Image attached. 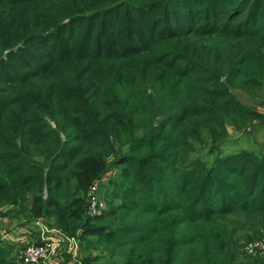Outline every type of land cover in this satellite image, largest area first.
<instances>
[{"label": "trees", "instance_id": "16d2710c", "mask_svg": "<svg viewBox=\"0 0 264 264\" xmlns=\"http://www.w3.org/2000/svg\"><path fill=\"white\" fill-rule=\"evenodd\" d=\"M234 89L264 90V0H0V208L103 233L81 244L105 264H264L246 249L264 238V156L221 155L260 116ZM110 171V207L86 218ZM6 244L0 264H20Z\"/></svg>", "mask_w": 264, "mask_h": 264}, {"label": "rangeland", "instance_id": "374dc122", "mask_svg": "<svg viewBox=\"0 0 264 264\" xmlns=\"http://www.w3.org/2000/svg\"><path fill=\"white\" fill-rule=\"evenodd\" d=\"M110 17V16H109ZM191 21V20H189ZM189 21H187L186 23H188ZM210 35V34H208ZM207 35V36H208ZM201 38L202 41L206 42V37ZM180 37H185L183 35H181ZM188 41V40H187ZM225 37H219L218 33H212L211 34V39L210 42L212 44H221L222 42L224 43ZM186 46L188 48H191L193 46V44L189 41L185 43ZM46 53V49H41L38 53ZM60 52V49H59ZM49 53L47 52V55ZM47 60V59H46ZM12 62L16 63V65L18 66V68H20L23 71H28L29 69L27 67H24L23 65L19 64L15 59L11 60ZM47 63L50 62V58H48V60L46 61ZM39 63H45V61H37L36 64ZM181 68H183L184 66H182L180 64ZM35 68V67H34ZM234 93L237 95V97L242 101V103H245L246 105L250 106L252 109H254L255 111H257V113L260 116H254V114H252L250 117H248V119H250L251 123H247L244 127L242 128H237V127H230L229 131H230V135L228 136V142L226 145L223 146L222 148V157L223 158H228V157H233L237 155L238 159H244L247 158V156L250 153H253V157L251 159H253L254 157H259L260 160L263 158L264 156V90L261 91V94H259V96L257 98L251 99L250 94L241 89H234L233 90ZM253 117V118H252ZM161 123H159L158 125H160ZM157 125V126H158ZM221 152V149L220 151ZM197 158L206 162L207 164L211 165L214 163V160L216 158V152L215 153H210L208 152L207 149H202L198 151ZM242 161V160H240ZM123 167H131L132 169H134V163L133 162H128L125 161ZM128 174H131V171L128 172ZM104 180V182H102V185H100L98 187V189L95 192V196L96 199L98 201L104 202L105 203V207L106 209H103V212L101 214H96V215H91L90 213V209H87V215L86 218L90 216V218H94V217H99L105 214V211L110 207V199H111V195H109L107 197V191L103 188L104 185H111V183H113V181H115L116 183H120L123 179V177L121 176V172H109L107 174H104L103 177L101 178ZM262 187V185L258 184V187L256 188V192L254 195H251L250 198L251 200H255L258 190ZM32 195V194H30ZM231 195V194H230ZM249 196V195H248ZM231 198V196H228L227 199H224L221 196H217L216 199H214L211 202H203L200 204V211L201 212H205L207 210V207L210 206H216L220 203H225L226 201H228ZM217 200V202H215ZM17 205L19 204H5L4 206H1L0 208V239H2L3 241L7 242V246L9 245H17V250L19 247V242H23V245L21 246V251L23 250V248L25 247L26 244L31 243L33 241H31L30 237L33 236V233H38L35 230L32 231L30 230V228L28 227H24L27 225V223H31L36 219L37 221L42 222L43 225H47L46 222L44 221V219L36 217V218H29L27 217L24 213H17V211L19 210ZM18 209V210H17ZM11 212L12 214H7ZM6 213V214H5ZM31 220V221H30ZM36 221V222H37ZM31 223L33 226L37 227L38 229H42L43 226L42 224H37V223ZM49 226V225H47ZM30 231V234L27 232L26 234L24 233V231ZM32 234V235H31ZM84 236H90L93 239H96L99 237V235H104L103 233H96L93 229L91 228H87L85 230H81L79 229L77 231L76 234L74 235H70V236H75L78 244L80 242V240H82L81 235ZM249 235L252 234H248ZM20 236L26 237L25 241H20L18 238ZM133 236H124L123 240H130ZM262 237V236H261ZM13 243V244H12ZM89 244H93L91 241H88L87 239H84V243L83 246L81 244V246L79 245V251L77 252L76 256H72V254H69V252L63 253L64 251L62 250L60 252V257L61 259L66 257L64 261H61L60 264H105L106 263V259L104 258V251L102 248H97V247H91V248H87V246ZM82 249V250H81ZM81 250V251H80ZM92 251V255H96L95 256V260H93V262H89L86 261L84 262L85 258L91 253ZM62 253V255H61ZM244 259V258H241ZM251 261V260H250Z\"/></svg>", "mask_w": 264, "mask_h": 264}, {"label": "built area", "instance_id": "2783aa9c", "mask_svg": "<svg viewBox=\"0 0 264 264\" xmlns=\"http://www.w3.org/2000/svg\"><path fill=\"white\" fill-rule=\"evenodd\" d=\"M100 181L94 183L90 189V213L99 214L105 206L104 202L98 201L94 195L100 185ZM37 224L42 222L37 221ZM43 228L36 230L34 239L20 250L21 264H60V251L62 242L68 241L72 249L73 256H76L78 241L75 236H69L57 228L43 225ZM33 233V229H30ZM30 233V231L28 232ZM73 244V246L71 245ZM247 252L251 255H264V238L250 241L246 245Z\"/></svg>", "mask_w": 264, "mask_h": 264}, {"label": "crops", "instance_id": "0c3cea01", "mask_svg": "<svg viewBox=\"0 0 264 264\" xmlns=\"http://www.w3.org/2000/svg\"><path fill=\"white\" fill-rule=\"evenodd\" d=\"M102 182H104V180L101 181L100 185L102 184ZM100 185H99V186H100ZM88 209H90V198H89V202H88ZM105 209H106V207L104 206V210H105ZM102 212H103V210H102L99 214H101ZM24 227H28V228H30V229H33V230L37 231V230H36L37 227L33 226L32 224H31V226L28 225V226H24ZM54 228H55V227H54ZM27 232H29V230L24 231L25 234H26ZM29 234H30V233H29ZM65 234H66V233H65ZM31 235H32V234H31ZM35 236H36V234L33 233V236H31L30 238L33 239ZM69 236H70V235H69ZM18 239H19L20 241H25V240H26V237L20 236ZM62 243H63V244H62V246H61V251L63 250V251H64L63 253L69 252V254H72V256H73V253L71 252L72 249L70 248V243H69L68 241H65V242L63 241ZM71 245L73 246V244H71ZM79 245L81 246V240H80V242H79V244H78L76 254H77V252L79 251ZM81 250H82V249H81ZM81 250H80V251H81ZM61 251H60V252H61ZM61 255H62V253H61ZM252 256H257V255H252ZM65 258H66V257H64V258L61 259V257H60V262H61V261H64ZM20 264H21V263H20Z\"/></svg>", "mask_w": 264, "mask_h": 264}]
</instances>
